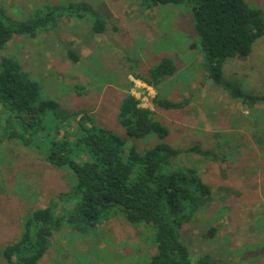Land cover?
<instances>
[{
    "label": "rangeland",
    "instance_id": "374dc122",
    "mask_svg": "<svg viewBox=\"0 0 264 264\" xmlns=\"http://www.w3.org/2000/svg\"><path fill=\"white\" fill-rule=\"evenodd\" d=\"M143 1L0 0L11 20H33L52 5L63 11L34 38L14 35L0 58H15L25 76L39 83L40 98L54 100L60 114H89L122 137L126 147L143 153L160 140L153 133L128 136L120 124V102L127 92L133 94L167 129L161 141L180 151L172 167L195 168L211 187L210 197L179 228L193 264L205 254L214 264H264V35L247 56L223 64L225 80L257 97L242 103L208 77L200 48L192 46L198 37L189 6L147 8ZM246 2L264 15V0ZM97 20L105 22L98 33L93 31ZM68 50L78 62L68 58ZM164 55L173 58L176 71L157 89L137 78ZM155 97L181 106L159 107ZM3 119L0 108V264H6L3 248L21 237L32 211L50 207L67 217L78 199L69 194L73 173L47 162L42 149L54 124L62 134L74 121H51L47 114L49 129L24 145L3 134ZM195 144L218 158L184 151ZM152 239L151 227L131 224L118 213L95 225L64 221L38 264H148Z\"/></svg>",
    "mask_w": 264,
    "mask_h": 264
},
{
    "label": "trees",
    "instance_id": "16d2710c",
    "mask_svg": "<svg viewBox=\"0 0 264 264\" xmlns=\"http://www.w3.org/2000/svg\"><path fill=\"white\" fill-rule=\"evenodd\" d=\"M142 3L147 8L165 4L189 6L198 37L192 46L200 48L208 65V77L227 89L232 99H240L242 103L257 99L223 78V64L228 59L247 56L254 42L264 35L261 10L246 0H144ZM60 7L47 6L45 14L42 11L40 17L25 21L8 19L0 9V50L14 35L34 38L50 17L56 13L57 17L63 15ZM104 23L97 20L93 31H102ZM67 56L74 63L79 60L71 50ZM175 71L173 58L164 55L148 68L144 77L137 78L157 89ZM152 101L163 108L181 106L160 97ZM0 108L4 115L3 134L20 139L24 145H29L46 129L47 114L51 121H74L62 134L54 124L45 135L42 149L47 162L67 167L73 173L75 180L69 194L78 197L74 212L67 217L55 215L50 207L32 211L24 222L21 237L2 250L6 264H38L52 234L64 221L95 225L114 213L121 214L131 224L144 223L151 227L155 250L148 264H193L179 228L210 197L211 187L195 168L172 167V159L180 151L161 141L167 129L154 118L152 110L140 106L133 94L127 92L120 102V124L128 136L143 138L153 133L160 140L143 153L134 146L126 147L122 137L96 124L89 114L72 113L71 118L60 114L54 100L40 98L39 83L25 76L13 57L0 58ZM184 151L218 158L210 149L196 144ZM213 232L211 229L206 235ZM197 263L215 261L210 262L205 254Z\"/></svg>",
    "mask_w": 264,
    "mask_h": 264
}]
</instances>
